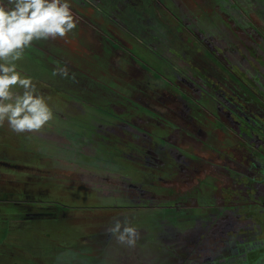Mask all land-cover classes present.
I'll list each match as a JSON object with an SVG mask.
<instances>
[{
	"label": "flooded vegetation",
	"instance_id": "af4514ba",
	"mask_svg": "<svg viewBox=\"0 0 264 264\" xmlns=\"http://www.w3.org/2000/svg\"><path fill=\"white\" fill-rule=\"evenodd\" d=\"M164 1L148 8L153 26L126 30L109 19L118 30L81 16L80 32H101L90 30L108 79L34 42L14 62L0 60L30 78L52 112L39 131L2 124L11 150L0 159V200L25 212L44 204L60 218L85 194L103 202L88 205L103 223L127 220L143 250L164 248L173 264H264V0H204L200 18L188 2ZM160 17L178 36L163 35ZM143 38L181 41L167 47L182 65L143 48Z\"/></svg>",
	"mask_w": 264,
	"mask_h": 264
},
{
	"label": "rangeland",
	"instance_id": "374dc122",
	"mask_svg": "<svg viewBox=\"0 0 264 264\" xmlns=\"http://www.w3.org/2000/svg\"><path fill=\"white\" fill-rule=\"evenodd\" d=\"M4 1L5 3H0V5L5 6L6 10L14 6L9 3V0ZM151 1L153 2L150 3ZM154 1L156 0H68L76 20V27L63 38H52L50 36L47 39L34 38L31 43L34 42L38 44L39 48L47 49L58 61L76 64L98 78L105 73L104 75L108 79L112 67H105L104 59L101 57L103 52L102 50L98 51L94 41V34L96 35L98 32L101 34V32L92 25H88V28L92 32L94 31V34L90 30L80 32V30H83L80 29L81 25L85 22L81 16L87 17L94 24L103 23L105 26L112 23L109 22V19L114 17L120 21L119 24L124 26L126 30L135 28L138 25L139 28L143 27V25L153 26V22L156 19L152 17L150 12L152 10L148 8L153 6L156 9L157 6ZM162 1L165 2L164 0ZM183 1L184 3L188 2L192 12L195 13V17L200 18L198 5L200 4L201 6L204 0H176L177 3H183ZM87 4L90 5V9L85 7ZM167 4L170 5V1ZM143 9L144 11H142ZM175 10L185 22L191 20L178 7ZM160 19L163 24L162 29L165 31L163 34L165 37L167 34L172 35V32H175L178 36L173 22L170 21L172 19L165 20L162 17ZM112 25L113 29L119 30L116 24L112 23ZM82 33L87 39H82ZM212 34L214 36L217 34L215 29H212ZM218 34L221 35V31ZM143 41L145 42L142 43L143 48L148 45L153 51H159L160 54L165 55L174 65L178 67L182 65L180 56L169 53L167 47L174 42L180 45L181 41L173 39L159 40L157 42L155 39L145 38H143ZM31 43L29 44L31 45ZM196 48L198 49L197 46ZM21 50L20 56L22 55ZM15 54L14 52L6 59L0 60L14 62L12 60H16L13 59ZM159 61L164 67V60L160 59ZM183 66L186 67L184 63ZM82 82H87V80ZM15 86L20 87L19 84ZM13 91L11 89L10 92L13 93ZM23 92L24 89L21 88L20 95ZM13 99H15V96H13ZM1 126L0 130L3 131ZM3 132L5 133V131ZM3 142L6 145L5 150L1 145ZM9 145L8 136L5 137L4 141L0 139V159H9L10 153L8 150H11L8 148ZM23 156L27 155L24 154ZM88 167L99 168L98 165L94 166V164H89ZM92 172L83 171L80 175L89 180L93 179ZM80 197V199L78 197L72 203L79 204L78 201L80 200V203L84 205L77 208L79 210L71 209L73 211L70 217L59 216L60 218L57 216L51 217L46 210L47 207L45 209L43 206L44 204L33 205L40 206L33 208L35 210L33 214L34 210L33 212L29 210L25 212L23 211L24 209L9 201L0 200V264H173L174 258L164 248L147 251L143 250L138 243L134 247H128L117 242L116 238L107 231L113 223H103L106 217L103 211H98L96 208L92 210V207H88V205L92 206L103 202H95L85 194L80 195ZM156 235L159 236V234ZM146 238V236H143L142 239L145 240ZM165 242L169 241L166 240ZM150 247L154 248L152 245Z\"/></svg>",
	"mask_w": 264,
	"mask_h": 264
},
{
	"label": "clouds",
	"instance_id": "9594fccd",
	"mask_svg": "<svg viewBox=\"0 0 264 264\" xmlns=\"http://www.w3.org/2000/svg\"><path fill=\"white\" fill-rule=\"evenodd\" d=\"M14 6L6 10L0 5V59H6L14 52L13 59L20 57L17 49H23L34 38L65 37L76 27V20L68 0H9ZM66 76V69L57 70ZM54 75L56 72L54 71ZM19 84L23 95L16 96L9 91ZM30 78H21L15 66L0 65V125L7 119L10 128L17 133L39 131L49 120L52 112L43 98L34 94ZM107 231L117 242L134 247L139 239L138 230L127 220H116Z\"/></svg>",
	"mask_w": 264,
	"mask_h": 264
}]
</instances>
